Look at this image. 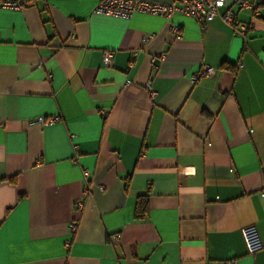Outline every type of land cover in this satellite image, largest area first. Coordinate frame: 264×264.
Here are the masks:
<instances>
[{
	"label": "crops",
	"instance_id": "0c3cea01",
	"mask_svg": "<svg viewBox=\"0 0 264 264\" xmlns=\"http://www.w3.org/2000/svg\"><path fill=\"white\" fill-rule=\"evenodd\" d=\"M259 1L253 18L228 0L244 33L226 8L206 22L98 14L100 0L0 8V264H264L242 234L255 224L264 244Z\"/></svg>",
	"mask_w": 264,
	"mask_h": 264
},
{
	"label": "built area",
	"instance_id": "2783aa9c",
	"mask_svg": "<svg viewBox=\"0 0 264 264\" xmlns=\"http://www.w3.org/2000/svg\"><path fill=\"white\" fill-rule=\"evenodd\" d=\"M32 0H0V8L7 9L10 11L23 10L31 5ZM233 3L238 8L249 9L254 17L259 15L261 3L259 0H233ZM226 8L223 14L220 15V9ZM94 11L98 14L109 15L119 18H129L135 12L149 13L152 15L164 16L170 19L174 13H182L186 16L193 17L198 21H210L220 15L221 19L229 24L236 25L238 29L244 33L247 30V24L241 22L238 19L237 10H233L228 5V0H175L169 4H163L158 2H151L146 0H100L95 7ZM253 20L249 24L252 26ZM173 31H178L177 26H173ZM153 36L149 35L144 38V43H147ZM163 55H155L152 61L162 60ZM104 61L107 66L112 65L113 52L106 51L104 54ZM215 72V68L210 65H204L203 70L200 74L192 77V81L196 82L201 75H212ZM151 98H154L155 91L151 87L149 81L145 86ZM59 116L52 117H37L31 120L32 125H39L44 127L46 125H52L57 122ZM78 149V145H75ZM76 162V157L73 159ZM85 178L90 175L89 169L83 170ZM90 190L89 185L84 189V194H87ZM79 208L83 207L82 201L77 203ZM71 229L76 230V225H72ZM243 238L245 241L246 249L249 254H255L259 250L264 248L263 241L259 234V230L255 224H250L242 229ZM121 236L120 234L112 235L113 243H118ZM66 246H70V241L66 243ZM221 264H236L235 260L223 261Z\"/></svg>",
	"mask_w": 264,
	"mask_h": 264
},
{
	"label": "trees",
	"instance_id": "16d2710c",
	"mask_svg": "<svg viewBox=\"0 0 264 264\" xmlns=\"http://www.w3.org/2000/svg\"><path fill=\"white\" fill-rule=\"evenodd\" d=\"M14 181V179H12ZM149 211V195H140L136 201L134 216L136 219H143Z\"/></svg>",
	"mask_w": 264,
	"mask_h": 264
}]
</instances>
